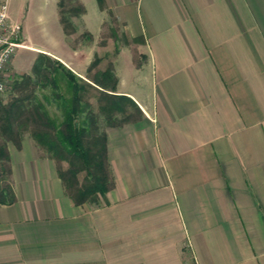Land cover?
<instances>
[{"label": "crops", "instance_id": "crops-1", "mask_svg": "<svg viewBox=\"0 0 264 264\" xmlns=\"http://www.w3.org/2000/svg\"><path fill=\"white\" fill-rule=\"evenodd\" d=\"M105 2L144 58L117 71L143 115L106 128L115 185L77 205L54 160L12 154L0 264H264V0Z\"/></svg>", "mask_w": 264, "mask_h": 264}, {"label": "trees", "instance_id": "trees-1", "mask_svg": "<svg viewBox=\"0 0 264 264\" xmlns=\"http://www.w3.org/2000/svg\"><path fill=\"white\" fill-rule=\"evenodd\" d=\"M103 1V0H100ZM96 63H92L90 70ZM89 79L80 78L71 68L47 53H41L28 73L14 80L17 95L9 101L0 98V133L21 145L18 127L26 125L33 139L43 146L58 165V174L68 195L77 205L105 199L115 185L107 146V131L101 128V115L109 126H120L142 117L137 102L117 93L119 78L112 67L97 68ZM42 89L37 93V88ZM95 91L97 108L89 94ZM134 108L138 118L128 109ZM54 109H57L59 114ZM124 120L115 122V116ZM68 163L67 167L62 162ZM11 156L0 144V203L10 204L17 196L12 178ZM85 172V183L79 173ZM8 179V180H7Z\"/></svg>", "mask_w": 264, "mask_h": 264}, {"label": "rangeland", "instance_id": "rangeland-1", "mask_svg": "<svg viewBox=\"0 0 264 264\" xmlns=\"http://www.w3.org/2000/svg\"><path fill=\"white\" fill-rule=\"evenodd\" d=\"M49 1L47 3V0H8V11L12 15L11 20L21 25L22 28L24 27L18 34L17 40L23 43L25 35L26 43L30 47H18L12 56L7 70L9 85L4 92L0 93V98L5 102L17 95L13 89L14 80L19 75L30 72L41 53H47L53 58H56L54 56L56 53L68 61H76L77 59L84 74L83 76L76 74L85 80L89 79L88 77H91L97 68L112 67L116 74L118 72L123 74L130 67L128 66L130 60L134 59V65H141L144 58L135 45L140 42V38H133L128 34L126 22L120 13L107 5L105 0ZM54 2H57V10ZM57 16H60V24L57 21ZM78 49L80 51L75 53L74 51ZM88 60L89 62L86 63ZM60 61L62 62V60ZM94 62L96 65L91 71L90 66ZM125 87L146 94L149 90V82L145 80V77H132L130 82L125 84ZM36 88L37 93L42 91V89ZM94 94L95 91L92 90L89 96L97 108ZM128 110L132 112L133 118H138L134 108ZM53 111L59 114L57 109ZM115 117V122L118 123L124 120L125 116L118 114ZM100 123L101 128L106 129L110 122L104 115H101ZM18 128L21 131L20 146L0 133V144L7 147L10 156L19 153L24 154L30 150L35 156L53 160L44 147L37 144L29 130L25 129L26 125H21ZM9 164L12 166L11 163ZM62 166L67 167L68 163L62 162ZM56 169L58 171L57 163ZM78 176L80 183H85V172H80ZM9 179L15 188L13 176ZM103 200L104 198L101 196L96 198L98 204H101ZM193 256L196 255L193 254L187 260H191Z\"/></svg>", "mask_w": 264, "mask_h": 264}, {"label": "built area", "instance_id": "built-area-1", "mask_svg": "<svg viewBox=\"0 0 264 264\" xmlns=\"http://www.w3.org/2000/svg\"><path fill=\"white\" fill-rule=\"evenodd\" d=\"M21 26L14 24L8 11V0H0V93L4 92L9 85V74L7 72L12 56L23 43L17 40L21 33ZM186 264H200L196 256L187 260Z\"/></svg>", "mask_w": 264, "mask_h": 264}]
</instances>
